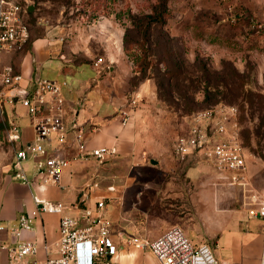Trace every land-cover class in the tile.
I'll return each instance as SVG.
<instances>
[{"label":"rangeland","instance_id":"1","mask_svg":"<svg viewBox=\"0 0 264 264\" xmlns=\"http://www.w3.org/2000/svg\"><path fill=\"white\" fill-rule=\"evenodd\" d=\"M29 5L32 38L54 32L105 60L108 44L117 49L118 43L133 69L131 87L152 81L154 147L140 164L118 163L111 171L118 184L128 186L124 210L143 237L153 240L177 225L193 244L208 243L216 254L224 231L248 225L257 230V222L246 218L241 188L192 157L178 160L173 145L190 115L219 103L236 105L248 171L264 189V0H30ZM253 104L263 109L254 112ZM8 106L0 103V176L18 149L8 139Z\"/></svg>","mask_w":264,"mask_h":264},{"label":"crops","instance_id":"2","mask_svg":"<svg viewBox=\"0 0 264 264\" xmlns=\"http://www.w3.org/2000/svg\"><path fill=\"white\" fill-rule=\"evenodd\" d=\"M116 44L117 49L108 44L106 62L110 60L111 64L105 62L100 68L94 64L96 59L92 48L74 47L54 32L46 36H31L24 51L5 58L6 62H11L15 70L22 74V89L33 88L37 78H45L61 85L69 142L75 136V128L83 127L88 149L110 147L116 153L105 159L71 160L63 170L60 186L39 182L35 159L24 164L29 183L15 177L12 163L0 176V222L17 224L20 215L32 211L36 202L41 199L62 200L79 208L93 207L97 199H103L106 202L105 215L111 222L115 239L119 241V251L111 259V263L160 264L150 249L126 245L119 238L120 231L127 235L142 234L140 225L129 218L124 210L128 186L118 184L111 171L118 163L140 164L155 142L151 132L154 117L149 107L154 101L152 81H145L137 89L131 87V63ZM135 96L144 97L146 101L143 105L138 103L132 108L131 117L123 123L121 109L128 108L129 101ZM7 110L10 123L15 121L20 127L21 139L16 145L21 147L32 142L35 134L33 120L20 99L10 103ZM188 126L189 121L184 132ZM56 144L54 137L52 145ZM73 152L71 150L69 157ZM77 212L78 210L74 211ZM253 220L258 224L256 231H252L249 225L245 227L247 229H228L217 239L215 255L221 264H261L264 223L258 219ZM59 222V214L41 213L34 219L33 228L24 230L25 239L37 241L39 259L54 255L55 243L59 237ZM168 229L162 230L155 238ZM1 238L9 246H15V239L10 234L2 233ZM8 257V249H1L0 264H7Z\"/></svg>","mask_w":264,"mask_h":264},{"label":"built area","instance_id":"3","mask_svg":"<svg viewBox=\"0 0 264 264\" xmlns=\"http://www.w3.org/2000/svg\"><path fill=\"white\" fill-rule=\"evenodd\" d=\"M29 1L0 0V103L20 99L34 124L32 142L16 150L13 160L15 177L29 183L24 164L35 159L39 182L60 186L63 170L71 160L105 159L113 157L116 150L110 147L88 149L83 127L75 128V136L69 142L61 85L37 78L33 88L22 89V74L15 70L11 62L5 61L6 57L24 51L29 44L31 30L26 21ZM105 62L101 56L94 64L100 68ZM141 100V97L135 96L129 101L128 108L121 109L123 123L128 121L132 108ZM239 118V107L226 103L195 112L189 117L186 132L175 140L173 152L182 162L192 157L209 165L229 184L239 186L245 199L246 218L264 223V189L257 188L249 174ZM10 124L8 139L16 143L21 139L20 127L15 121ZM54 137L56 146L52 145ZM71 150L74 152L69 157ZM105 208L103 199H97L93 207L85 208L62 200H38L32 211L20 215L17 224L0 222V250L8 249L7 264H112L111 259L119 251V241L113 235ZM41 213L60 215L54 255L42 260L37 257V241L23 237L24 230L32 229L34 219ZM2 233L10 234L15 239V246H9L1 238ZM119 238L120 242L136 248L150 249L160 264H221L210 244H193L177 225L153 240L138 234L127 235L124 231H120ZM261 264H264V249Z\"/></svg>","mask_w":264,"mask_h":264},{"label":"trees","instance_id":"4","mask_svg":"<svg viewBox=\"0 0 264 264\" xmlns=\"http://www.w3.org/2000/svg\"><path fill=\"white\" fill-rule=\"evenodd\" d=\"M157 17H158L159 24H164L165 14L160 13V11H159V12H157ZM249 92L253 93V90L251 89ZM259 97H262V96L259 95ZM253 107H254V108H253V109H254V112H257V110H262V109H263V106H262V105H260L259 108H258V107H256V106L253 104ZM239 110H240V109H239ZM239 120H240V133H241V139H242L243 147H244V150H245V146H244V142H243V138H242L241 115H240ZM263 125H264V123H263Z\"/></svg>","mask_w":264,"mask_h":264},{"label":"water","instance_id":"5","mask_svg":"<svg viewBox=\"0 0 264 264\" xmlns=\"http://www.w3.org/2000/svg\"><path fill=\"white\" fill-rule=\"evenodd\" d=\"M32 8H30V10H31ZM15 100H17V99H15ZM152 162L153 163H157V161H155L154 159H152Z\"/></svg>","mask_w":264,"mask_h":264}]
</instances>
